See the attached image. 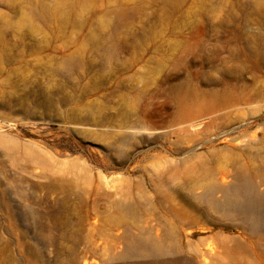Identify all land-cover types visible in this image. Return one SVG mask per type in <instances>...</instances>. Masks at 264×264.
<instances>
[{"label": "rangeland", "instance_id": "1", "mask_svg": "<svg viewBox=\"0 0 264 264\" xmlns=\"http://www.w3.org/2000/svg\"><path fill=\"white\" fill-rule=\"evenodd\" d=\"M263 170L264 0H0V264H264Z\"/></svg>", "mask_w": 264, "mask_h": 264}, {"label": "bare ground", "instance_id": "2", "mask_svg": "<svg viewBox=\"0 0 264 264\" xmlns=\"http://www.w3.org/2000/svg\"><path fill=\"white\" fill-rule=\"evenodd\" d=\"M262 173L264 175V170ZM217 190V187L214 185H206L203 190L201 199L204 200L209 209L220 211L226 214V216H240L243 223L253 231L264 229V219L258 215L260 203L263 198L258 192L257 186L250 179L240 178L235 184L231 185L226 192L224 191L225 195L232 196L234 200L227 199L222 203L216 201L214 199V194ZM150 219L152 220V217L146 218V223L149 224L148 228L153 230L154 226L150 224L152 222ZM166 224L168 226L165 225V229H167L168 233L169 230L171 231V234H173L171 239L176 241V227L169 225V223ZM158 230L159 229L156 228V236L149 233L147 237L133 245L142 255L150 259L149 264H195V258L193 256H178L179 247H176L177 250L173 252L166 249L160 240L161 237ZM199 255L204 258L206 253L200 250ZM203 261L204 263L206 262L205 258ZM83 264L96 263L84 261Z\"/></svg>", "mask_w": 264, "mask_h": 264}]
</instances>
